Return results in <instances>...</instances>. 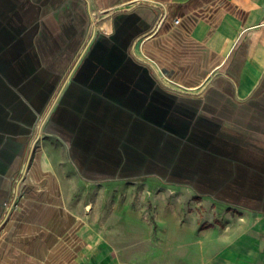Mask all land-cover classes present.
<instances>
[{
    "label": "crops",
    "instance_id": "obj_1",
    "mask_svg": "<svg viewBox=\"0 0 264 264\" xmlns=\"http://www.w3.org/2000/svg\"><path fill=\"white\" fill-rule=\"evenodd\" d=\"M0 264H264V0H0Z\"/></svg>",
    "mask_w": 264,
    "mask_h": 264
},
{
    "label": "built area",
    "instance_id": "obj_2",
    "mask_svg": "<svg viewBox=\"0 0 264 264\" xmlns=\"http://www.w3.org/2000/svg\"><path fill=\"white\" fill-rule=\"evenodd\" d=\"M98 30H99V26L97 25V22L94 21L92 27L90 28L89 38L84 43L76 61L74 62L73 66L70 68V70L68 71L67 75L65 76L64 80L62 81V84L60 85V88L57 90L56 94L54 95L52 101L50 102V104L48 105L46 110L40 115V117L37 121V124H36L35 129H34V135H33V138L31 140V148L35 147L37 145V143L41 139L42 135L44 134L45 125H46V123L50 117V113L52 111L53 105H54L58 95L60 94L64 84L68 81L70 73L73 70V68L75 67V64L77 63L79 58L85 53V51L87 50L89 45L94 40V37H95ZM17 200H18V195L14 194L12 199L5 203L6 212H8L9 210L17 208V206H18Z\"/></svg>",
    "mask_w": 264,
    "mask_h": 264
},
{
    "label": "rangeland",
    "instance_id": "obj_3",
    "mask_svg": "<svg viewBox=\"0 0 264 264\" xmlns=\"http://www.w3.org/2000/svg\"><path fill=\"white\" fill-rule=\"evenodd\" d=\"M40 117V116H39ZM39 119V118H38ZM38 121V120H37ZM36 124H37V122H36ZM36 126V125H35ZM145 188H146V191H145ZM143 187V186H135V187H131V190H133L136 194H140V193H142V192H144L146 195H147V197H148V199L150 198L149 197V195L150 194H152V192H153V194H156V192H155V190L150 186H146V187ZM154 190V191H153ZM145 203H146V205H147V210H149L148 212H150V210H154V209H157V205L155 204V203H153V205L152 204H150V206L148 205L149 204V202H144V201H138V202H136L135 203V205H136V207L137 208H142V210H144V205H145ZM151 203V202H150Z\"/></svg>",
    "mask_w": 264,
    "mask_h": 264
}]
</instances>
